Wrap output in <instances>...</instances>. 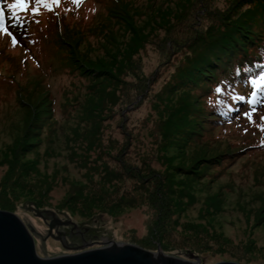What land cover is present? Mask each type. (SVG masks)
Wrapping results in <instances>:
<instances>
[{"label":"rangeland","instance_id":"374dc122","mask_svg":"<svg viewBox=\"0 0 264 264\" xmlns=\"http://www.w3.org/2000/svg\"><path fill=\"white\" fill-rule=\"evenodd\" d=\"M236 1L125 0L113 13L102 0H0L9 15L0 32V209L35 228L40 256L115 241L197 264H264V107L247 104L199 143L182 145L170 121L185 101L197 104L201 86L180 84V71ZM63 24L71 40L55 52ZM68 48L85 73L64 67ZM218 138L241 153L212 166L210 156L229 152ZM31 206L91 233L65 247Z\"/></svg>","mask_w":264,"mask_h":264},{"label":"trees","instance_id":"16d2710c","mask_svg":"<svg viewBox=\"0 0 264 264\" xmlns=\"http://www.w3.org/2000/svg\"><path fill=\"white\" fill-rule=\"evenodd\" d=\"M103 1H105L104 5L106 4L108 8L112 4L114 5L110 9L113 13L118 12V7L125 2V0ZM243 3L248 4L249 7L242 12H238ZM225 13L227 15L223 19V27L215 32L209 30L210 33L201 42V48L200 44L197 43L196 49L198 52L187 62V65L183 68L184 70L180 71V84L186 85L189 81H192L195 90L196 87L201 86L199 97H202L201 101L198 97L197 104L195 100L185 101L172 114L170 121H173V126L176 125L174 127L175 134L178 135L182 145L188 144V142L192 144L205 141V134L208 131L210 132L214 126L219 127V123L230 122L234 116L240 113V111L232 112L229 105L239 107L242 110L249 104L247 101H232L230 95L216 93L215 89L217 87H222L225 93L228 92L227 84L223 83L225 81L232 83L236 88V92H233L232 95H245L247 100H251L252 93L255 92L256 99L259 102L254 105L264 107V83L257 85L244 83L245 79H256L261 72H264V0H238L232 3L231 8ZM71 29H76L73 33H76L74 37L78 38L80 36L79 27L71 26L69 30L71 31ZM56 30L55 42L53 41L55 52L56 49L61 52L63 46L66 45V41L71 40V38L65 33L68 30L66 24L62 25L61 33L58 32V27H56ZM68 51L69 55L65 58L67 62L64 67L69 70L78 68L82 74L85 73V70H83V67L86 69L85 66L83 65L80 68L72 49L68 48ZM24 66L32 67L31 64H24ZM237 68L241 69L240 77L235 75ZM246 68L251 69V71L245 72L244 69ZM37 76L39 77L40 74H37ZM176 88H178L177 84L171 87V91ZM213 94H216V96L212 99ZM219 100H224L225 103L220 104L218 103ZM50 106L52 111V101ZM218 141L227 144L229 152L218 151L210 156L212 166L216 164L220 166L225 157L230 158L233 153H241V150L231 151L230 144L224 140L218 138ZM251 145L256 146L252 143ZM204 170L199 167L194 174L198 176L203 174Z\"/></svg>","mask_w":264,"mask_h":264},{"label":"water","instance_id":"95a60500","mask_svg":"<svg viewBox=\"0 0 264 264\" xmlns=\"http://www.w3.org/2000/svg\"><path fill=\"white\" fill-rule=\"evenodd\" d=\"M30 211L45 222L50 220L49 236L60 240L65 246L63 233L53 230L61 222L54 210H40L31 206ZM69 224V221L62 222ZM35 233L31 224L24 221L14 212L0 209V264H197L195 260L169 255L162 250L151 251L131 243L110 241L104 247L82 250L73 254H62L53 257H42L36 248ZM216 264H241L235 261H221Z\"/></svg>","mask_w":264,"mask_h":264},{"label":"snow or ice","instance_id":"6c2138e0","mask_svg":"<svg viewBox=\"0 0 264 264\" xmlns=\"http://www.w3.org/2000/svg\"><path fill=\"white\" fill-rule=\"evenodd\" d=\"M46 0H37V3L40 4V3H45ZM54 2L58 5L60 0H54ZM25 4V0H18V6H24ZM12 7V6H10ZM50 11L52 9H49ZM3 17V8L0 7V19H2ZM11 35V33H9ZM13 40L15 42V37L13 36ZM245 72H250L251 69H244ZM235 75L237 77H240L241 76V69L237 68L236 70V73ZM224 84H227V87H228V92L225 93L223 88L222 87H217L215 89V92L218 93V94H222V95H230L231 96V99L232 101H238V102H245L247 101V103L249 104H257L259 101L256 99V93L253 92L252 93V99L251 100H247L246 96L245 95H241V94H236V95H232L233 92H236V88L234 87V85L232 83H229L227 81L223 82ZM244 83H250V84H253V85H257L259 83H264V72H261V74L259 75L258 78L256 79H251V80H248V79H245L244 80ZM218 103L220 104H224L225 101L224 100H219ZM230 107V110L232 112H239L240 109L239 107H232L231 105H229ZM243 115L248 118L249 120H251V116H252V113L251 112H248V113H243ZM237 119H239V117H236ZM264 119V118H262Z\"/></svg>","mask_w":264,"mask_h":264},{"label":"flooded vegetation","instance_id":"af4514ba","mask_svg":"<svg viewBox=\"0 0 264 264\" xmlns=\"http://www.w3.org/2000/svg\"><path fill=\"white\" fill-rule=\"evenodd\" d=\"M49 222H50V220L45 222L47 224V226H48ZM56 222H61V224L59 225L58 230L57 229L53 230V233H55L56 236L58 235L57 231L63 233L62 235L65 239V247H68L72 243L76 244L75 247H79V245H77L79 243H77V242L78 241H85L88 233L89 232L91 233V230L88 227H78L76 224H70V223L69 224H63L62 222H65V221H62L61 219H57ZM48 231H49V226H48ZM60 243L62 244L61 241H60ZM73 247H74V245H73ZM77 250L81 251L80 249H77Z\"/></svg>","mask_w":264,"mask_h":264}]
</instances>
